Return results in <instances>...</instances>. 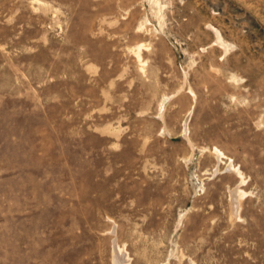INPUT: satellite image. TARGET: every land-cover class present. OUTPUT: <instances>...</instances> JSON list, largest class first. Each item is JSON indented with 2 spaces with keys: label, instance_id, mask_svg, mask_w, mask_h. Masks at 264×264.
<instances>
[{
  "label": "rangeland",
  "instance_id": "rangeland-1",
  "mask_svg": "<svg viewBox=\"0 0 264 264\" xmlns=\"http://www.w3.org/2000/svg\"><path fill=\"white\" fill-rule=\"evenodd\" d=\"M123 256L264 264V0H0V264Z\"/></svg>",
  "mask_w": 264,
  "mask_h": 264
},
{
  "label": "bare ground",
  "instance_id": "bare-ground-1",
  "mask_svg": "<svg viewBox=\"0 0 264 264\" xmlns=\"http://www.w3.org/2000/svg\"><path fill=\"white\" fill-rule=\"evenodd\" d=\"M139 57H141V53H139ZM235 199L237 200V202L239 201V198L237 196H235ZM239 203V202H238ZM237 209V207H235ZM236 214H237V211H236ZM124 261V256L120 259H118V263L119 264H122ZM126 262V261H125Z\"/></svg>",
  "mask_w": 264,
  "mask_h": 264
}]
</instances>
